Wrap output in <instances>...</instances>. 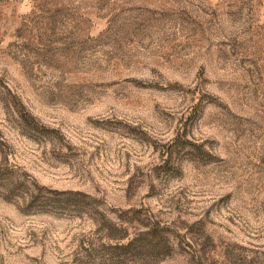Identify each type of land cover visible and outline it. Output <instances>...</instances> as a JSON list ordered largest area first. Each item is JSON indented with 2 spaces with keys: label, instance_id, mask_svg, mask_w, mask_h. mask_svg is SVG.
I'll list each match as a JSON object with an SVG mask.
<instances>
[{
  "label": "rangeland",
  "instance_id": "374dc122",
  "mask_svg": "<svg viewBox=\"0 0 264 264\" xmlns=\"http://www.w3.org/2000/svg\"><path fill=\"white\" fill-rule=\"evenodd\" d=\"M0 264H264V0H0Z\"/></svg>",
  "mask_w": 264,
  "mask_h": 264
},
{
  "label": "trees",
  "instance_id": "16d2710c",
  "mask_svg": "<svg viewBox=\"0 0 264 264\" xmlns=\"http://www.w3.org/2000/svg\"><path fill=\"white\" fill-rule=\"evenodd\" d=\"M126 249L132 252L152 251L160 253L164 257H168L172 250L166 232L158 227L150 229L148 232L140 234L139 236H135L129 241Z\"/></svg>",
  "mask_w": 264,
  "mask_h": 264
}]
</instances>
